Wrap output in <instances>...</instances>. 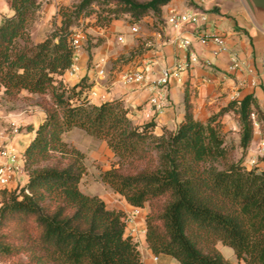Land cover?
Returning <instances> with one entry per match:
<instances>
[{"label": "trees", "instance_id": "16d2710c", "mask_svg": "<svg viewBox=\"0 0 264 264\" xmlns=\"http://www.w3.org/2000/svg\"><path fill=\"white\" fill-rule=\"evenodd\" d=\"M5 1L0 93L26 91L49 100L39 104L44 119L27 127L34 133L22 154L28 181L1 191L0 260L22 254L27 261L20 264H143L138 241L126 233V213L80 188L85 154L65 139L77 128L105 141L117 158L101 181L131 206H151L145 239L156 256L179 264H264V156L261 166L247 167L244 160L255 136L252 113L264 122L253 94L200 121L186 92L184 119L158 134L154 121L134 123L121 100L93 102L86 77L64 81L74 57L71 26L95 12V3L108 6L109 22L126 12L136 20L149 12L159 19L171 0H80L60 9L61 25L39 42L31 26L40 1ZM230 111L239 124L236 145L227 143L222 123ZM218 243L234 250L235 262Z\"/></svg>", "mask_w": 264, "mask_h": 264}, {"label": "crops", "instance_id": "0c3cea01", "mask_svg": "<svg viewBox=\"0 0 264 264\" xmlns=\"http://www.w3.org/2000/svg\"><path fill=\"white\" fill-rule=\"evenodd\" d=\"M1 1H4L7 5L5 0ZM193 1L194 4H189L188 0H171L167 5L163 6L161 18L164 25L160 30H153L152 33L155 35V39L152 47L146 53L127 61L114 62V59L117 58L119 53L126 54L137 46L138 43L134 41L133 36H129L127 46L115 52L113 47L114 33H119V30H123L118 25V21H113L108 28H98V31L105 36L106 40L95 48L92 53V65L88 66V56L81 48L76 62L79 67L78 74L72 78L65 74L64 81L74 84L82 77H86L87 81L92 83L91 90L96 91L98 94L91 98L93 102L121 100L129 109V116L134 123L143 124L154 121L156 124L155 131L158 134L162 132L163 127L175 129L184 119L186 92L189 94L193 105L194 117L200 121H206L213 113L218 112L230 101L241 99L248 94L254 95L264 115V27L256 23L244 0ZM172 8L178 11L190 9L207 11L210 19V29L226 36L230 51L236 52L239 58L245 61V66L230 71L228 69L230 64L229 53L215 56L212 53V44L201 46L195 42L193 50L202 59H208L211 63L210 66L195 64L188 71L180 72L178 76L172 77L167 91V107L162 114L156 115L149 103L152 95L150 82L159 76L162 67H171L178 61L184 60L187 56V52L184 49L178 48L170 40V37L176 32L166 24V18ZM7 10L6 13H9L8 5ZM152 20L150 18L148 21L152 23ZM32 37L36 42L45 38V36L39 38L33 34ZM98 65L105 68V77L98 75ZM112 66H114L113 70ZM128 68L146 70L149 80L145 85L124 84L120 79V73ZM38 115L40 119L37 124L33 125L34 127L45 117L41 109ZM231 115L234 117V113L231 111L226 113L222 118V123L224 124V130L227 131V128H229L236 131L238 141L239 124L235 117L232 124L226 125ZM32 122L28 124H33ZM263 130L264 125L260 124L247 156L255 154L260 147H264ZM33 135V131L27 130L25 135L16 137L13 141L14 148L20 154H23ZM259 165L261 166L262 163H259ZM27 181L28 174L13 182L9 186V190L15 189L18 184L23 186ZM133 208L126 202V206L123 207L122 211L129 212ZM142 227L145 228V220L142 223ZM138 248L143 264H179L171 256H156L148 247L145 233L142 235Z\"/></svg>", "mask_w": 264, "mask_h": 264}, {"label": "rangeland", "instance_id": "374dc122", "mask_svg": "<svg viewBox=\"0 0 264 264\" xmlns=\"http://www.w3.org/2000/svg\"><path fill=\"white\" fill-rule=\"evenodd\" d=\"M40 8L36 13L35 20L31 26V32L36 37L42 38L49 33H51L56 27L61 25L62 16L60 14V9L65 7H71L73 4L79 2L80 0H39ZM146 1V0H140ZM189 4H194L193 0H188ZM95 3L94 9L96 10L89 16L82 14L78 19L75 20V23L71 26V29L80 30L84 37L82 38V49L86 52L88 56V66H91L92 63V53L95 51V48L99 47L102 42H104L105 36H103L98 28H108L113 21H118V25L123 30H119V33H114L113 37V47L114 51L127 46L129 41V36H133L134 41H137V46L132 50H129L128 53L122 54L119 53L115 61H127L129 59L135 58L143 53H146L154 43L155 35L152 33L153 30H160L164 25L163 19H155L153 14L149 12L143 16L140 20H136L131 13L126 12L119 16V18H113L111 21H107V12L104 9H107L104 6ZM7 5L4 1L0 0V21L3 18L4 13H6ZM99 13V15L97 14ZM116 16L112 14V17ZM152 18V23L148 20ZM146 19V20H144ZM138 24L139 31L137 33L131 32V26ZM121 31V32H120ZM122 35L125 42H120L118 37ZM113 51V52H114ZM113 64V63H111ZM114 66H112V70ZM49 100L48 96L32 95L26 91H22L19 95L14 97H6L0 93V148L4 145L9 144L14 147L13 141L16 137L20 135H25L27 132L28 125L37 124L40 117L38 115L40 111L39 104L47 103ZM32 119V120H31ZM234 117L231 115L228 118V123L232 124ZM33 121V124H28ZM264 123V122H263ZM262 123V124H263ZM264 125V124H263ZM18 127V132H14V128ZM255 127V126H254ZM259 128H255V133ZM226 131V130H225ZM264 136V130L262 131ZM65 139L68 143L79 149L85 154V165L86 173L84 174L81 182L80 188L83 192L89 195H97L101 197L109 209L122 210L126 206L125 199L118 193L114 192L109 186L104 184L100 179L101 172L110 169L117 161V158L114 156L112 151L108 148L105 141L93 138L85 131L81 129H73L71 132L65 135ZM226 139L228 144L236 145L237 136L236 131L233 129L227 128ZM17 150V149H16ZM18 151V150H17ZM19 152V151H18ZM234 157L237 159L241 157L240 149H235ZM244 160H246L244 158ZM0 190V201L2 200ZM163 200H159L154 203V207L159 209L161 207ZM151 206L146 204L141 211V217L138 219L139 230L142 227V223L146 218V215L149 213ZM132 210L125 212L126 214H131ZM143 231H138L134 236V239L140 244ZM221 253L230 261H236V255L234 250L222 244L217 246ZM21 261H27V257L20 254L13 258L0 260V264H20Z\"/></svg>", "mask_w": 264, "mask_h": 264}, {"label": "built area", "instance_id": "2783aa9c", "mask_svg": "<svg viewBox=\"0 0 264 264\" xmlns=\"http://www.w3.org/2000/svg\"><path fill=\"white\" fill-rule=\"evenodd\" d=\"M214 1V0H208ZM166 24L176 32L170 37V40L178 48L184 49L187 56L184 60L178 61L175 65L162 67L159 76L150 82L152 95L149 103L153 112L156 115L162 114L167 107V91L170 79L178 76L180 72L188 71L195 64L210 66L208 59H202L199 54L193 50L195 42L201 46L213 45L212 53L217 56L223 53H229L230 71L237 70L245 66V61L241 60L236 52L230 51L226 36L210 29V19L207 11L200 9H190L186 11H178L172 8L166 18ZM139 31L138 24L131 26V32ZM83 33L75 28L71 36V44L74 48V57L71 66L67 69L66 75L69 78L75 77L78 74L79 67L77 59L79 51L82 47ZM120 42H124V37H118ZM100 65H98L99 67ZM100 77L106 76L104 67H99L97 71ZM120 79L124 84H146L149 80L148 72L142 69L128 68L120 73ZM94 90L89 91V97L97 96ZM254 126L257 129L260 123L256 121L255 113H252ZM14 132H18V127L14 128ZM264 156V147H260L255 154L246 156L245 165L253 167L259 163V158ZM23 156L13 146L6 144L0 148V190L9 189V186L17 181L20 177L26 175ZM21 187L20 184L16 188ZM142 208L134 207L131 214H126L124 221L126 224V233L134 237L138 231L145 233V228L139 230L138 219H140ZM157 259V257H155Z\"/></svg>", "mask_w": 264, "mask_h": 264}, {"label": "water", "instance_id": "95a60500", "mask_svg": "<svg viewBox=\"0 0 264 264\" xmlns=\"http://www.w3.org/2000/svg\"><path fill=\"white\" fill-rule=\"evenodd\" d=\"M256 23L264 27V0H244Z\"/></svg>", "mask_w": 264, "mask_h": 264}]
</instances>
